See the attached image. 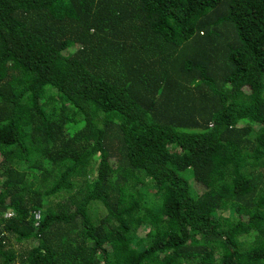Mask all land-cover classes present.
<instances>
[{"label": "trees", "instance_id": "trees-1", "mask_svg": "<svg viewBox=\"0 0 264 264\" xmlns=\"http://www.w3.org/2000/svg\"><path fill=\"white\" fill-rule=\"evenodd\" d=\"M0 264H264V0H0Z\"/></svg>", "mask_w": 264, "mask_h": 264}, {"label": "built area", "instance_id": "built-area-1", "mask_svg": "<svg viewBox=\"0 0 264 264\" xmlns=\"http://www.w3.org/2000/svg\"><path fill=\"white\" fill-rule=\"evenodd\" d=\"M5 216L9 217V216H11V213L7 212V213L5 214ZM34 217H35L36 220H38L39 217H40V214L37 212V213H35Z\"/></svg>", "mask_w": 264, "mask_h": 264}]
</instances>
